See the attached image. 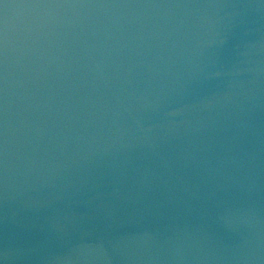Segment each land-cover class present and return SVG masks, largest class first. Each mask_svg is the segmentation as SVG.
Instances as JSON below:
<instances>
[{
	"label": "water",
	"instance_id": "1",
	"mask_svg": "<svg viewBox=\"0 0 264 264\" xmlns=\"http://www.w3.org/2000/svg\"><path fill=\"white\" fill-rule=\"evenodd\" d=\"M214 2L258 0H0V247L14 233L11 264H61L78 242L146 228L153 239L106 244L112 264H176L147 257L167 255L177 226L189 236L182 264H244L231 249L247 226L225 230L215 214L223 196L264 217V47L217 51L200 18L214 10L175 7ZM244 11L264 42V10Z\"/></svg>",
	"mask_w": 264,
	"mask_h": 264
},
{
	"label": "clouds",
	"instance_id": "2",
	"mask_svg": "<svg viewBox=\"0 0 264 264\" xmlns=\"http://www.w3.org/2000/svg\"><path fill=\"white\" fill-rule=\"evenodd\" d=\"M8 5H5L7 8ZM69 7H89V5H69ZM175 7L193 8L200 10H214L212 14L207 11L202 12L201 19L207 21L210 25L216 27L213 32L209 45L214 47L217 51L223 50L229 46L233 47L241 56H248V54L258 47H264V42L253 38L255 29L252 27L251 22L245 19L247 13L244 10L262 9L264 10V0H258L257 3H202V4H185L175 5ZM223 12L220 16L219 13ZM215 16V18H213ZM236 33L240 34L238 41H234L233 37ZM199 46V42H198ZM233 72H238L239 67L233 65ZM224 72L223 65H220L213 75H221ZM5 96L7 95V71L5 70ZM181 112L180 108H173L166 116H174ZM5 159L3 170V197L7 205L10 200L9 195V176H8V163H7V145L5 137ZM251 181L247 189L243 185H238L240 190H248L251 188ZM217 191H226L223 186H218ZM213 197L216 193H211ZM9 214L6 209L4 221L5 227L9 224ZM215 222L225 230H234L238 224L247 226L248 235L242 237L237 241L231 249V259L244 262V264H251L254 261H260L264 264V232H261V226L264 225V217L259 213L258 208L249 203L246 207L237 206L231 199L223 196L217 197V211L215 214ZM154 233L149 229H144L135 236H117L113 240L105 241L103 238L98 239L94 243L81 241L78 242L74 249L78 253L75 257L69 254L65 257L57 258L61 264H72L73 259L80 260L83 264H112L113 256L109 253V248L106 244L111 245L113 249L121 243L122 240H147L153 239ZM168 247L165 249L166 256L161 257L159 254L149 255L147 258L151 261H158L167 259L182 264L188 259L189 236L187 233V226L181 229L177 226L174 234L166 240ZM18 247L15 240L14 233L6 232L3 240L2 247H0V264H11L17 258ZM193 259H208V256L194 255ZM218 259L219 257H211Z\"/></svg>",
	"mask_w": 264,
	"mask_h": 264
}]
</instances>
